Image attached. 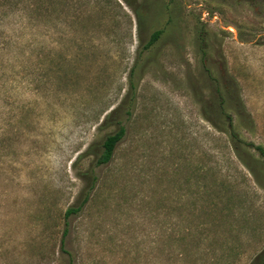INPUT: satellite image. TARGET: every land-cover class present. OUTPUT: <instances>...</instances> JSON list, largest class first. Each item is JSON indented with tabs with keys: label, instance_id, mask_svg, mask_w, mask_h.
I'll list each match as a JSON object with an SVG mask.
<instances>
[{
	"label": "rangeland",
	"instance_id": "1",
	"mask_svg": "<svg viewBox=\"0 0 264 264\" xmlns=\"http://www.w3.org/2000/svg\"><path fill=\"white\" fill-rule=\"evenodd\" d=\"M247 144L264 148V3L0 0V264H249Z\"/></svg>",
	"mask_w": 264,
	"mask_h": 264
},
{
	"label": "trees",
	"instance_id": "2",
	"mask_svg": "<svg viewBox=\"0 0 264 264\" xmlns=\"http://www.w3.org/2000/svg\"><path fill=\"white\" fill-rule=\"evenodd\" d=\"M238 2H244V3H248L254 6H258L260 3H264V0H237ZM162 34V30H156L152 33V35L150 36V39L147 43L146 47H150L151 45H153L160 37V35ZM108 118L105 119L104 123H107ZM125 134V129L123 126H119L117 131H115L114 133L107 135L102 143V152L99 156V158L97 159V166H101L104 164H107L113 157L114 154V150L117 146V144L122 140V138L124 137ZM231 139L232 142L234 144V150L237 152V148L236 145L237 144H241L242 140L239 139V137L237 136V134H235L234 132L231 133ZM237 143V144H236ZM248 147H252L261 157L263 163H264V148L262 146L259 145H253V144H247ZM243 164L250 170V172L252 174H255V168L254 166H252L248 161L242 160ZM87 198H85L84 202L82 205H79L77 207L75 206H71L69 207L64 214V230L62 233V239H61V249H63V245H64V238L67 235L68 229V221L67 219L70 218L71 216L79 213L82 210L83 205L85 204V202ZM66 255L68 256L69 259V263H72V257L68 252H65ZM249 264H264V246L262 247V249L251 259V261L249 262Z\"/></svg>",
	"mask_w": 264,
	"mask_h": 264
}]
</instances>
